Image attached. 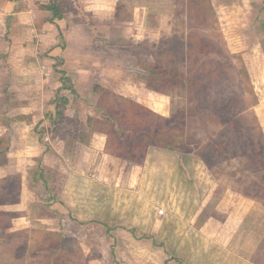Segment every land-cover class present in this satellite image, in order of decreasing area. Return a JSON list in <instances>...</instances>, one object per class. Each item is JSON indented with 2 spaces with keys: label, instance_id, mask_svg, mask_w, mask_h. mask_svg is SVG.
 Returning a JSON list of instances; mask_svg holds the SVG:
<instances>
[{
  "label": "rangeland",
  "instance_id": "374dc122",
  "mask_svg": "<svg viewBox=\"0 0 264 264\" xmlns=\"http://www.w3.org/2000/svg\"><path fill=\"white\" fill-rule=\"evenodd\" d=\"M56 1L68 12L70 8L77 10L71 0ZM120 1L127 11L122 14L124 17L137 6L136 19L130 24L112 23L109 28L107 22L97 21L95 33L100 35L106 30L107 36L95 35L94 50L97 53L94 60L88 58L91 64L86 76L168 116L171 97L146 87L145 72L135 63L137 57L148 54L146 49L151 48L161 35L186 41V0ZM213 2L217 26L214 30L203 28L201 31L223 39L234 63L233 80L214 86L213 96L222 98L229 91L242 93L246 110L256 114L264 132V0ZM144 5L151 6L154 12L150 21L145 20L148 30L138 27L144 23ZM35 18V24H38L40 16L37 13ZM1 21L0 18V30L4 31ZM153 21L157 22L156 26ZM29 34L32 35L31 31ZM73 35L81 34L75 32ZM69 40L67 48L74 53L78 41L74 36ZM49 43L39 40L37 50ZM1 46L8 49L9 44L0 39ZM86 56L87 53L84 61H88ZM59 58L63 60L61 56ZM57 63L61 65L62 62ZM174 100H178V95ZM64 111L65 108L58 105L55 117L66 132L73 133L77 124L72 117L64 116ZM79 125L83 126V120ZM41 137L43 140L42 134ZM66 139L72 140L71 135ZM73 144H67L64 154L75 160L78 149ZM236 145L234 142L228 151L230 164L225 163L216 151L201 149L212 161L218 179L196 153L174 150L170 151L178 154L176 157L182 161L74 162L79 163V170H83L80 176L70 173L68 162H49V166L44 167L45 176L56 194L49 204L54 205L56 201L63 204V221L54 231L29 229L27 236L20 235L18 238L24 240L25 258L6 254L3 250L7 238L0 234V264H28L29 260L34 264V257L42 259L38 250L48 247L63 248L66 264H252V253L264 235V200L258 202L245 196L242 191L246 184H241L240 180L243 177L263 180L264 171L256 175L250 163L239 162ZM50 155L47 157L56 159L54 154ZM88 170L94 174L89 176ZM41 190L47 194L45 188ZM63 190L64 201H61L59 196ZM41 214L57 216L44 209ZM32 252L37 255H30Z\"/></svg>",
  "mask_w": 264,
  "mask_h": 264
},
{
  "label": "trees",
  "instance_id": "16d2710c",
  "mask_svg": "<svg viewBox=\"0 0 264 264\" xmlns=\"http://www.w3.org/2000/svg\"><path fill=\"white\" fill-rule=\"evenodd\" d=\"M71 3L73 8L81 13L86 26L92 28L89 12L78 5L76 0H71ZM40 7L48 10L50 17H63L62 7L56 0H49ZM185 10L188 18L186 41L181 42L173 37L161 35L151 48L146 49L148 54L137 57L135 63L136 67L145 72L146 87L171 97L172 107L169 115L165 116L137 99L118 93L108 86L94 83L92 89L96 93V99L92 105L96 109V114L86 117L84 122L87 130L78 129L79 140L87 143L94 132L102 133L105 135V152L134 164H141L145 160L149 147L184 154L193 152L205 161L215 179H218L217 170L213 169L210 163L212 161L201 149L216 151L225 163L230 164L228 151L235 142L238 161L250 163L254 174L259 175L264 171V132L256 114L246 110L247 103L240 92L229 91L222 98L213 96L214 86L220 83L229 84L234 78V63L223 39L201 31L203 28L214 30L217 26L214 4L212 0H186ZM124 12H127L125 6H120L119 3L115 17L119 20L129 19L131 12L125 17L122 16ZM152 16L154 17V12L149 8L146 19L150 21ZM153 23V26L157 25V22ZM58 36L62 38L60 32ZM56 60L62 62L61 58ZM58 72L61 85L54 92L57 111L58 105L65 108L68 103L62 89L66 88L71 93H76L65 72L63 70ZM3 93L5 97L1 98L9 99L12 96L7 88ZM176 95L177 101L174 100ZM22 117L24 116L17 115L15 118ZM51 123L52 133L62 136L57 117L52 118ZM34 130L40 134L39 140L42 141V131L37 127ZM7 149V141L0 138V162L7 161ZM35 160L36 165L29 170V174L33 181L41 180L47 192L43 203L45 211L55 213L49 209V203L56 194L47 184L46 170L41 165V157ZM14 177V180L9 177L0 180V203L17 201L19 176ZM240 183L246 184V189L242 191L245 196L258 202L264 200V179L243 177ZM13 215L11 211H0V234L7 238V245L3 251L13 255V258H25L24 240L18 237L27 236L29 229L10 230ZM37 253L42 254V259L34 257L32 260L34 264H66L63 248H42ZM30 255L37 254L32 252ZM262 255L264 256V235L252 254V260L257 264H264ZM89 258L90 255L87 256V259ZM29 263L32 262L29 260Z\"/></svg>",
  "mask_w": 264,
  "mask_h": 264
},
{
  "label": "crops",
  "instance_id": "0c3cea01",
  "mask_svg": "<svg viewBox=\"0 0 264 264\" xmlns=\"http://www.w3.org/2000/svg\"><path fill=\"white\" fill-rule=\"evenodd\" d=\"M48 1L0 0V18L2 30H4H0V39L6 40L9 44L8 49L0 47V138L7 141L8 146L7 162H0V180L6 177L14 180L15 175L20 178L17 201L0 203V211L14 213L10 227L13 231L38 230L39 228L54 231L57 230L59 222L63 221L64 206L58 201L54 205H49V209H55L53 214L57 215L56 217H46L41 214L42 209L46 210L43 205V197L46 194L41 190L43 188L44 191V187L41 180L33 181L29 174V170L36 165L35 158L41 157L43 167L49 166L51 161L68 162L70 173L76 176H80L83 170H79V163L74 164V162H127L104 151V134L94 132L89 142L84 143L79 140L78 129L87 130L84 122L86 117L96 114V109L92 105L96 99V93L92 89L93 84L100 83L106 86L86 76L91 64L88 58L91 57V60H94L97 53L96 49L94 50L95 35H98L95 33V25L98 22H107L109 28L112 23H115L114 25L130 24L136 19L137 6H134L131 13L132 18L119 20L115 17V10L117 5L122 3L120 0H76L78 5L89 12L93 23V27L90 28L86 26L79 10L75 11L72 8L69 12L62 9L63 17L61 18L50 17L49 11L40 7ZM212 3L214 4L213 0ZM31 5L34 8H31ZM26 7L31 9H25ZM149 8L152 7L148 5H144V9L142 7L144 23L138 24V27H143V30H148L145 20ZM36 13L40 16L38 24H35ZM150 30H153L152 27ZM30 31L32 35L29 34ZM59 32L62 38H59ZM75 32L81 35H73ZM104 32L106 30L98 37H106ZM132 34H134L133 31ZM72 36L78 41L74 46V53L67 48L69 38ZM39 40L50 41V43L47 47L37 50ZM76 47L81 49L78 50ZM85 47H87L86 52ZM100 47L103 48V44ZM85 53H87L88 61H84ZM3 54H6L5 57ZM68 54H72V58ZM59 56L63 58L61 65H58L56 61ZM117 69H119L118 65ZM58 70L65 72L76 92L73 94L66 88L62 89V94L68 99L64 116L69 119L72 117L71 120L75 125L77 124L74 134L71 131L66 132L61 126L64 131L61 130L62 136L51 132L53 128L51 119L55 118L54 92L61 85ZM5 88L12 93L9 99L1 98L5 97L3 93ZM67 92L71 94V97ZM17 115L24 117L15 118ZM77 118L79 121L76 122ZM81 120H83V126L79 125ZM36 127L42 130L41 134L44 137L42 141L39 140L40 134L34 130ZM68 135H71L73 141L66 139ZM68 141L74 143L73 146H77L75 160L64 154L70 145ZM50 154H54L56 159L47 157L51 156ZM176 155L178 154L170 150L151 147L143 162H174L173 159L175 162L180 161L181 159ZM93 174L91 171L88 172L89 176ZM59 199L64 201V190ZM250 262L257 264L252 260V256Z\"/></svg>",
  "mask_w": 264,
  "mask_h": 264
},
{
  "label": "built area",
  "instance_id": "2783aa9c",
  "mask_svg": "<svg viewBox=\"0 0 264 264\" xmlns=\"http://www.w3.org/2000/svg\"><path fill=\"white\" fill-rule=\"evenodd\" d=\"M160 213H162V210H160Z\"/></svg>",
  "mask_w": 264,
  "mask_h": 264
}]
</instances>
